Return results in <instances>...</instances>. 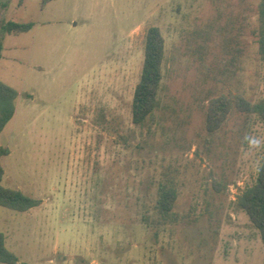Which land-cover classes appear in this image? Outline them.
Wrapping results in <instances>:
<instances>
[{"label": "rangeland", "instance_id": "374dc122", "mask_svg": "<svg viewBox=\"0 0 264 264\" xmlns=\"http://www.w3.org/2000/svg\"><path fill=\"white\" fill-rule=\"evenodd\" d=\"M259 2L0 0V81L19 94L0 134L3 185L41 200L0 206L18 264H264L258 230L233 204L256 180L264 123L234 113L214 141L206 130L211 98L264 97ZM8 22L34 27L8 35ZM150 27L166 41L164 80L155 123L137 126ZM168 180L178 221L158 225Z\"/></svg>", "mask_w": 264, "mask_h": 264}, {"label": "trees", "instance_id": "16d2710c", "mask_svg": "<svg viewBox=\"0 0 264 264\" xmlns=\"http://www.w3.org/2000/svg\"><path fill=\"white\" fill-rule=\"evenodd\" d=\"M33 27V23L8 22L2 27V30L8 35H20L30 32ZM255 34L258 53L264 63V0H260L258 5V27ZM3 50V45L0 43V60L3 56ZM240 53L241 51L236 49L232 59L234 66V62H237ZM165 60L166 41L162 31L158 27H150L145 37L142 71L132 101V121L137 126L155 123V112L160 107ZM18 95L15 89L0 81V134L15 115ZM234 113L254 116L264 123V97L256 102L250 101L241 93L236 95L222 94L211 98L206 114V130L210 142L217 138L218 133ZM8 154L7 148L0 149V206L18 212H27L40 206L41 200L3 185L5 170L1 159ZM226 189L227 185L222 182L215 184L217 193ZM178 196V188L174 181L168 180L160 184L155 206L158 220L153 223L164 225L168 221H178V215L174 213ZM233 204L236 209L247 214L252 225L258 230L264 244V159L258 169L255 182L241 190ZM144 221L148 225L151 224L150 220L146 218ZM18 262V256L7 247L5 235L0 233V264H18Z\"/></svg>", "mask_w": 264, "mask_h": 264}]
</instances>
